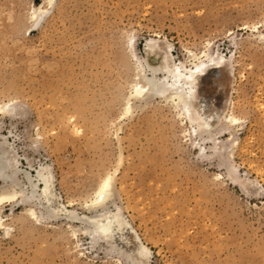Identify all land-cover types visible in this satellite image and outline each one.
Masks as SVG:
<instances>
[{"label":"rangeland","instance_id":"374dc122","mask_svg":"<svg viewBox=\"0 0 264 264\" xmlns=\"http://www.w3.org/2000/svg\"><path fill=\"white\" fill-rule=\"evenodd\" d=\"M41 1L0 0V105H15L0 146L35 190L1 205L0 264H264V0H53L32 25ZM205 50L222 69L197 77L203 125L131 96L136 60L191 68ZM106 176L110 196L89 208ZM116 211L124 236L93 239L79 218Z\"/></svg>","mask_w":264,"mask_h":264},{"label":"bare ground","instance_id":"6f19581e","mask_svg":"<svg viewBox=\"0 0 264 264\" xmlns=\"http://www.w3.org/2000/svg\"><path fill=\"white\" fill-rule=\"evenodd\" d=\"M52 1L53 0H42L40 4H32L29 7V11H30L29 17L31 21L33 22L32 25H36L39 23V21L44 17L45 12L47 11V8L51 5ZM126 44L128 47H130L129 40L127 41V43H125V45ZM128 47H126L127 49L125 50H128ZM201 54H202L201 57L193 55L194 61L195 60L196 61L194 62L191 68H187L183 64L170 65L169 64L170 62L169 63H167L168 61L166 62L167 55L165 54V52L160 58L161 64L158 61L160 65L159 64L149 65L148 66L149 68H147L146 66L147 69L141 66V63L139 60H136V62H134L135 64L132 65L133 67L132 71H133V75L135 78V82L133 84L131 96L134 98L141 99V100L145 99V101L149 97H154V96H159L161 98L164 97L166 100H171V102L175 103L176 106L177 105L181 106L182 111L184 112L185 115L189 117L190 121L199 123L198 125L200 124L203 125L200 119V116L202 115L201 111L199 110L197 114H194L191 112V100L194 94L195 86L197 85L196 80L198 76L204 75L205 72L209 69L213 70L219 67L220 69H222L221 68L222 63L219 61L220 59L219 57H215L211 55L206 50L202 52ZM130 56H133V54ZM159 72L162 73V76L160 77L157 76ZM198 82H201V81H198ZM207 82L209 83V81ZM13 107H15V105L12 104L11 102L2 104L0 105V112L12 111ZM125 108L126 110H129L130 105L126 104ZM227 121H228V124H232L233 122L237 121V117L234 115H230L227 118ZM226 152L227 151H225V153ZM10 154L11 152H9V150L5 149L3 146L2 147L0 146V179L3 181V185L0 188V208H1L2 203L5 200L14 199L17 195H20V201L22 202L30 201L35 196L34 189H32L30 194L24 193V190L21 187L20 182L17 178V173L19 169L17 167L16 158L14 157V155L11 156ZM46 173H44V171L41 168L37 171V181H39L43 185L42 193H40L41 195L40 198H42V201H44L45 203L46 212L48 213V215L55 216L57 215L60 208L53 201L52 188H51V177H50L51 175L46 174ZM110 188H111V176H106L99 183L98 187L95 189L93 196L90 198L89 202L87 203V206L89 208H93V207H98L100 205H103L105 201L107 200V198L110 196V193H111ZM27 212L31 217L35 216L34 215L35 212L33 209L29 208L27 209ZM68 217L77 218L79 216L75 214L74 212H69ZM79 218L84 219V222L86 223L85 230L89 232V234L92 236L93 239H96L99 237L108 239V237L115 236L116 234H120L121 236H124L125 231H129L130 228L132 229V227H130L131 225L127 223L126 219L122 216L120 211H116L112 214L102 213L98 215L83 216ZM2 226H3V223L1 222V217H0V227ZM139 247L142 250L145 249L144 245H140Z\"/></svg>","mask_w":264,"mask_h":264}]
</instances>
